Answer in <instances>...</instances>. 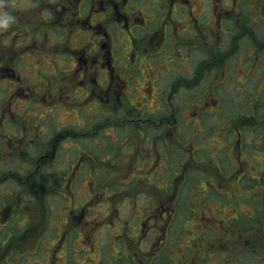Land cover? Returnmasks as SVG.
<instances>
[{"label": "flooded vegetation", "instance_id": "af4514ba", "mask_svg": "<svg viewBox=\"0 0 264 264\" xmlns=\"http://www.w3.org/2000/svg\"><path fill=\"white\" fill-rule=\"evenodd\" d=\"M199 1L203 2L202 7ZM181 4H187V9H178L177 5ZM4 7L15 17V22L0 30V233L5 231L7 235L0 237L1 263L7 255V243L15 231L21 230L22 199L40 198L34 190L40 171L45 176L43 184L54 195L66 199L71 211H79L80 215L75 218L78 223L98 209L99 204L117 212L119 207L129 206L125 200L112 199L118 192L110 195L108 187L111 191L118 186H151L161 192L160 183L173 184L180 177L179 193L185 184L201 183L206 176L203 171L207 170L205 165L201 168L194 165L192 139H197L199 130L206 133L215 127L201 125L195 129L197 121L204 114L212 116L214 111L208 112L209 107L218 112L222 100L217 89L229 79L231 70L248 73L250 63L257 68L263 65L264 69V49L257 50L250 40L252 33L255 35L252 29L259 28L258 39L264 41V26L258 27V23L264 24L262 0L257 4L246 0H4ZM255 9L257 17L253 16ZM246 28H251L252 33L245 34ZM232 38L240 39L230 50ZM15 42L31 43L28 48H33L17 52L5 44ZM239 42L246 47L241 50ZM202 43L205 49L198 51L197 44ZM24 55L36 58L37 66L31 64L34 70L28 75L19 68ZM43 58L49 65L47 70L38 66ZM201 74L221 75V81L204 84L198 79ZM199 90L207 92L200 102ZM11 107L16 111H11ZM42 107L45 115L36 116L34 112ZM57 112L72 116L73 124L57 123L58 129L51 133L43 131V122L35 125L37 120L54 117ZM243 119L250 118L233 122L239 125ZM7 129L12 131L6 134ZM237 132L240 141L242 134L238 127ZM47 134L51 136L50 142L41 147L40 139ZM187 134L193 136L189 143ZM167 136L172 142L170 152L167 143L162 148ZM65 142L73 146L74 164L69 159L65 163L64 156L57 157L59 145ZM179 142L189 147L175 148ZM262 149L261 146L257 151L263 152ZM96 150L100 153L96 154ZM241 151L239 144L238 155ZM85 152L95 154L100 160L83 166ZM126 152L131 158L128 166L120 163ZM186 154L191 161L184 164ZM175 156L181 157L174 159ZM231 166L233 171L243 170L238 162ZM82 167L90 171L84 188H88L87 197L93 207L86 203L81 206V200H74L85 197L77 191L79 183L86 178ZM213 169L220 177L215 181H227L221 174L223 167ZM260 180L264 182V178ZM95 192L105 197L93 201L91 196ZM163 205L161 200L159 206ZM133 209L134 206L130 210ZM155 209L156 205L150 211ZM74 215L70 212L64 220L67 229L58 235V250L74 242L66 237L69 232L78 233L72 222ZM155 216H160L161 223L163 211ZM110 223L116 225L115 235L122 236L115 238V244L121 243L120 249L111 255L121 254L119 264H133L138 257L147 259L148 264H163L167 246L160 242L169 235L170 226H166L155 242L160 230L158 223L146 232L139 229V234L132 239L128 234L133 233V224L129 229L128 221L119 217ZM10 224H18L19 228ZM233 229H238L239 234L246 231L239 226ZM263 231V226L257 227V235ZM82 243L92 251L99 249L96 264H101L99 243L85 236ZM200 246L181 249L188 254L184 264H206L207 261L243 264L241 257L245 249L241 243ZM226 254L232 258L226 259ZM257 264H264L260 236H257Z\"/></svg>", "mask_w": 264, "mask_h": 264}, {"label": "rangeland", "instance_id": "374dc122", "mask_svg": "<svg viewBox=\"0 0 264 264\" xmlns=\"http://www.w3.org/2000/svg\"><path fill=\"white\" fill-rule=\"evenodd\" d=\"M247 1L250 4H257L261 0ZM199 4L202 7L203 2L199 1ZM177 8L187 9V4L177 5ZM202 9H199V12ZM253 14L255 17L258 16L257 9L253 11ZM263 26L264 24L258 23V27L263 28ZM252 30L255 31V35H253L251 28H246L244 32L245 34L252 33L250 37L251 45L256 47L257 50L264 49V41L258 39L261 29L255 28ZM239 39H231L230 50L237 46ZM5 44L8 46V49L11 46L10 49L17 52L20 50L30 51L33 48L32 46L28 48V45H31V43L15 42ZM197 46L199 47L198 51L205 49L203 43L197 44ZM245 47V44L239 42L241 50ZM200 55L198 52L197 57ZM262 60L264 62V55ZM232 61L233 59H231ZM35 62L36 58L33 56L29 55L26 57L24 55L21 58L19 68L22 69L24 75H28L31 70H34L31 69L33 68L31 64L37 66ZM40 63L38 66L45 70L48 69L49 65L46 59L43 58ZM204 66L208 67L207 65ZM250 67L251 71L248 73H232V70L230 71L228 74L229 79L224 82L223 86L217 89L220 90L219 97L222 100L221 106L217 108L218 112H215V108L209 107L208 112L214 111L212 116L204 114V118L198 120L195 126V129H198L201 125H203V128H212L214 126L215 129H211L206 133L203 130H199L198 137L194 140L192 139L193 136L190 137V134L186 135L188 143L192 139L193 159L196 163L194 165L199 168L205 165L204 168L207 170L203 171V174L206 176L202 178L203 181L201 183H191L190 186L189 184H185L179 193H177V188L180 184V177H176L173 184L160 183L161 192H156L155 190H158V188L151 186L133 185L128 188L118 186L114 187L111 191V188L108 187L107 192H110V195L113 194V191L118 192V195L111 197L112 199L125 200L129 202V206H121L118 208L119 212H117L111 209L107 210L105 205L99 204L98 209L95 208L90 215H86L81 220V223H78V219L75 218L80 215L79 211H71L72 209L69 208L70 203L66 199L54 195L50 191V187L43 184L45 176L41 175L42 172L40 171L37 176L38 183L34 187L36 194L40 198L22 199L23 212H21L22 217L19 223L21 230L15 231V234L12 235V240L7 243L5 261H2V263L0 261V264H51V262L52 264L53 262L54 264H86L88 259L90 261L87 264H96L99 259V249L90 250L89 252L85 250L82 243L84 236L90 237L94 242L99 243L102 251L101 264L110 262L119 264L118 257L121 254H118V257L113 256L114 258L111 255L115 253V250L120 249L119 244L121 243L115 244V238H121L122 236L121 234L115 235V231L113 230L116 225L111 226L110 223L118 219V217L124 222L128 221L129 229L131 224H133L135 229L133 233L128 234L131 239L139 234V229L140 232H146L147 229L158 223L160 230L154 238V241L157 242L158 236L161 237V234L167 229L166 226L171 227L167 236L169 238L168 244L165 240H161L160 242L167 246V251L163 254V264H184V259L187 258L188 254L181 249L186 246L189 248L196 247L197 244H200V247L207 248L212 243H241V247L245 249V254L241 257L243 264H257V236H260V241L264 244V231L257 235V227H264V198H261L264 195V182L260 180V178H264L261 176L264 173V134H260V132H264V69L263 65L260 66L261 68H257L251 63ZM208 68L210 70V67ZM232 68L235 69L234 65H232ZM198 79L199 82L204 84H208L211 81L215 83L221 81V75L210 76L201 74ZM206 93L199 90V102L203 99L202 95ZM42 104L47 108L46 103ZM11 111L16 110L14 107H11ZM44 111L42 107L34 113L36 116L43 117L45 115L43 114ZM29 113L31 114L32 111ZM54 115V117L50 116L43 121L41 118L37 120V124H34L39 126L43 122L41 126L43 131L50 132L51 130L56 131L58 129L57 123L65 125L69 123L73 124L74 122L72 116L65 113L57 112ZM244 117L250 119H243L244 122L238 123L239 125L233 122L238 118ZM184 119L185 121L188 120V118ZM237 127L242 134L240 141H238L240 138L237 136ZM8 131H12V129H7L6 134H8ZM226 132L229 135H225ZM61 134H64V132ZM48 135H44L40 139L42 142L41 147L46 146L50 142L51 136ZM165 143H167V149L170 152L172 145L170 136H167L162 148L165 147ZM239 144L242 147L240 155H238ZM261 146L263 147V152H258L257 149L259 150ZM64 147L69 149H64ZM188 147L189 144L185 147L184 143L180 142L175 146L179 150ZM71 150H73V146H70L66 142L62 143L59 145L57 157L62 158L64 156L65 163V160L69 159L74 164L75 154ZM95 153L99 154L100 151L96 150ZM83 156L85 157L83 166H86L87 163L94 164L96 163L95 160H100L98 156L92 155L91 152H85ZM179 157L181 156H175L174 159ZM57 159L55 158V160ZM183 159L184 161H181L184 164L191 161L189 154L184 155ZM8 160L9 158L6 159V161ZM130 162L131 158L128 152L124 156H121L120 163L128 166ZM237 162L240 163V167L243 170L233 171L231 164L235 165ZM207 164H210L212 168ZM216 166L223 167L224 171L221 174L224 177V181L227 180L226 182L218 183L219 181H215L220 178L216 170L213 169ZM229 171H231V175ZM82 172L86 177L90 171L82 167ZM93 172L94 169H92ZM242 172H245V174L242 177H238ZM118 177L121 178L122 176ZM237 178L239 180H236ZM86 180L87 177L82 184L79 183L78 187H80L77 189V191L79 190L78 194L85 195V197L78 196L74 200L79 202L81 200V206L86 203L93 207L94 204L87 197L89 193L88 188H84ZM53 188L55 189V187ZM41 195L43 198H41ZM159 195H161L160 198ZM203 195H205L204 198H202ZM191 196L192 198H190ZM91 197L94 201L95 198H102L105 195L95 192ZM161 200L164 203V207L159 206ZM260 202L263 203V206L261 204L257 207ZM155 205L157 209L150 211ZM132 206H134V209L131 211ZM173 206L176 208L175 211H173ZM161 211H163V218L161 219L163 225L160 221L158 222L160 216H155ZM70 212L76 214L72 217V222L76 224L75 229H78V233L69 232V237L66 235L68 239L74 242L70 241L68 243L64 253L63 249L58 250L57 245L59 243L57 240L58 235L63 234L67 229L63 223ZM28 213L32 214L29 215ZM14 226L19 228L18 224H10V227ZM101 226L108 228L102 229ZM236 226L246 231H242V234H239L237 232L238 229H233ZM98 230H102L103 233L99 234ZM3 232L0 233V237L5 238L7 235ZM168 250L169 253H167ZM224 257L226 259L232 258L227 254ZM146 258H149V256ZM178 258L181 259V262L178 261ZM204 259H207L206 255H204ZM133 264H148V260L138 257ZM206 264L218 263L207 261ZM223 264L236 263L225 261Z\"/></svg>", "mask_w": 264, "mask_h": 264}, {"label": "clouds", "instance_id": "9594fccd", "mask_svg": "<svg viewBox=\"0 0 264 264\" xmlns=\"http://www.w3.org/2000/svg\"><path fill=\"white\" fill-rule=\"evenodd\" d=\"M15 22V17L4 7V0H0V30L7 29Z\"/></svg>", "mask_w": 264, "mask_h": 264}]
</instances>
